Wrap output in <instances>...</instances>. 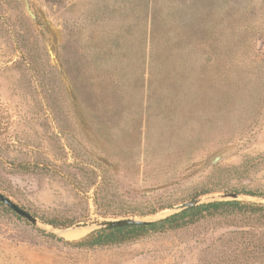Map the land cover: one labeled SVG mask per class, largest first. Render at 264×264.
Here are the masks:
<instances>
[{
    "label": "rangeland",
    "instance_id": "374dc122",
    "mask_svg": "<svg viewBox=\"0 0 264 264\" xmlns=\"http://www.w3.org/2000/svg\"><path fill=\"white\" fill-rule=\"evenodd\" d=\"M242 190L264 193V0H0V191L38 219L0 204V264H208L199 227L66 242Z\"/></svg>",
    "mask_w": 264,
    "mask_h": 264
},
{
    "label": "trees",
    "instance_id": "16d2710c",
    "mask_svg": "<svg viewBox=\"0 0 264 264\" xmlns=\"http://www.w3.org/2000/svg\"><path fill=\"white\" fill-rule=\"evenodd\" d=\"M211 193L213 191L205 190L200 196ZM234 193L264 199V193L247 190ZM50 225L63 227L55 223ZM190 226L202 228L205 232L204 242L208 247L203 253L208 257V264H264V203L255 201H214L149 225L100 230L80 241L66 243L80 249L105 247L137 239L150 232L182 230Z\"/></svg>",
    "mask_w": 264,
    "mask_h": 264
},
{
    "label": "water",
    "instance_id": "95a60500",
    "mask_svg": "<svg viewBox=\"0 0 264 264\" xmlns=\"http://www.w3.org/2000/svg\"><path fill=\"white\" fill-rule=\"evenodd\" d=\"M241 196L236 193H226L222 194L220 196L211 197V198H205V199H195L188 202H185L183 204H180L178 206L169 208L167 212L171 213V215L182 213L186 210L196 208L202 205L209 204L214 201H228V200H240ZM0 202L3 203L7 208L15 212L20 217H23L27 219L32 224H38V219L32 216L29 212L21 208L19 205H17L15 202H13L8 196L3 194L0 191ZM168 217V216H167ZM166 218V217H165ZM164 219V218H163ZM155 221L158 220H139V219H127V220H114V221H107V222H100V223H94L91 225H87L85 227L80 228H90L92 232L100 231V230H106V229H112L116 227H123V226H134V225H149ZM79 227H69L63 230L68 229H77Z\"/></svg>",
    "mask_w": 264,
    "mask_h": 264
},
{
    "label": "bare ground",
    "instance_id": "6f19581e",
    "mask_svg": "<svg viewBox=\"0 0 264 264\" xmlns=\"http://www.w3.org/2000/svg\"><path fill=\"white\" fill-rule=\"evenodd\" d=\"M63 232V231H62ZM86 234V231L68 229L63 232V235L68 239L79 238Z\"/></svg>",
    "mask_w": 264,
    "mask_h": 264
}]
</instances>
